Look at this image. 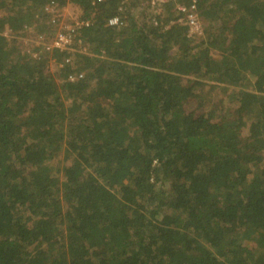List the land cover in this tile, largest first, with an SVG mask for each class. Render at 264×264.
Masks as SVG:
<instances>
[{"label": "trees", "instance_id": "obj_1", "mask_svg": "<svg viewBox=\"0 0 264 264\" xmlns=\"http://www.w3.org/2000/svg\"><path fill=\"white\" fill-rule=\"evenodd\" d=\"M53 1L89 52L2 33ZM195 4L198 39L172 2L0 0V264H264V0ZM184 76L233 108L184 112Z\"/></svg>", "mask_w": 264, "mask_h": 264}, {"label": "rangeland", "instance_id": "obj_2", "mask_svg": "<svg viewBox=\"0 0 264 264\" xmlns=\"http://www.w3.org/2000/svg\"><path fill=\"white\" fill-rule=\"evenodd\" d=\"M183 1V0H181ZM180 0L174 3V8L177 9V5L183 6ZM184 2V1H183ZM189 6L186 5V14L197 15L195 0H188ZM37 12V8H35ZM4 14V10L0 8V17ZM87 19V18H85ZM84 19V13L79 6L71 3L60 4L58 2H51L45 4L42 9V16L35 14L33 21L26 28L12 31L8 28H4L3 34L13 39V42L17 46L18 50L22 54H28V56L43 55L42 53L50 52V48L58 36H66L71 28L76 26L81 20ZM182 22L187 24L190 32L196 33L194 39H198V24L196 26H190L186 20V17L182 19ZM193 33V34H194ZM49 47V49H45ZM61 48H67L70 53L89 52L87 46L84 43L73 42L72 39L61 45ZM50 54V53H49ZM72 68H76V65L72 61V56H69ZM48 70L59 81V67L54 59L48 61ZM82 74L84 72H81ZM58 74V75H57ZM81 74V75H82ZM80 77V76H79ZM198 79L202 82V86H196L197 96L185 100L182 104L184 112H209L212 119L215 121L223 119L225 112L233 108V97L231 96L232 88L226 84L215 82L211 79L197 78V77H183L182 82Z\"/></svg>", "mask_w": 264, "mask_h": 264}, {"label": "built area", "instance_id": "obj_3", "mask_svg": "<svg viewBox=\"0 0 264 264\" xmlns=\"http://www.w3.org/2000/svg\"><path fill=\"white\" fill-rule=\"evenodd\" d=\"M151 2V4L153 6H156V7H160L162 6L163 4L165 3H169V2H172V3H175L177 2V0H149ZM177 10H179L180 12H184L186 13V8L184 6H181V5H177ZM186 20L188 22V24L190 26H196L198 24V20H197V17L194 16L193 14H186ZM88 20H81L76 26H74L73 28H71L68 32V34L66 36H58L56 38V40L54 41V43L52 44L50 50L52 48H61L60 46L61 45H65V43H68V41L70 39H72V36H73V32L80 26L84 25V26H87L88 25ZM121 23L120 19L118 16H113L111 18L108 19V24L110 26H115V25H119ZM45 49H49V47H46Z\"/></svg>", "mask_w": 264, "mask_h": 264}]
</instances>
